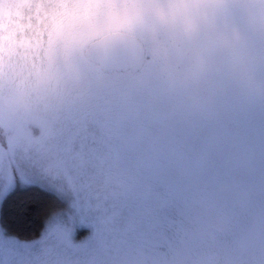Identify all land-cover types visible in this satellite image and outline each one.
<instances>
[{
  "label": "rangeland",
  "instance_id": "374dc122",
  "mask_svg": "<svg viewBox=\"0 0 264 264\" xmlns=\"http://www.w3.org/2000/svg\"><path fill=\"white\" fill-rule=\"evenodd\" d=\"M116 30L145 44L135 77L168 92L169 114L217 110L211 132L264 136V0H0V264H264V210L247 202L264 164L219 137L181 142L129 75L105 80L83 51ZM25 185L61 201L31 239L1 222Z\"/></svg>",
  "mask_w": 264,
  "mask_h": 264
},
{
  "label": "flooded vegetation",
  "instance_id": "af4514ba",
  "mask_svg": "<svg viewBox=\"0 0 264 264\" xmlns=\"http://www.w3.org/2000/svg\"><path fill=\"white\" fill-rule=\"evenodd\" d=\"M92 41H90V42H92ZM89 43L87 44V46L89 45ZM87 46L85 47V49L87 48ZM85 49L83 51V54H84L86 60L89 61V63H93L94 65L97 66V68L102 72L103 78H105V80H107L106 78L110 75V73L116 74V75H122V76L123 75H129V78L131 79V83L129 85L130 86H136L137 93L139 95L142 94V96H144L145 100H149L154 105V107H152V108L154 109V111H158L156 114H154L155 116L157 114L163 115L164 117H166V122L169 121V122H167L169 124L171 123L172 118L167 116V115L172 116L173 119H176L177 121L179 120L181 128L187 130V135H185V137H183L181 142H187V140H191L195 144H200V145L206 146V145H211V140L213 142H215V141L217 142L216 138L219 137L220 141H218V142L222 143V142L226 141V142H224L226 144L224 146V148L226 149V146H227V148H228L227 150L229 152L233 151V147L236 149V151H239L238 146H244L240 142L241 141L240 138H239L240 140H238L237 137L233 136V134H232L233 131H227V132L225 131L222 133L219 131L218 132L217 131L211 132V116L216 115L217 110H209L208 115L206 117L204 116V119H201V120L200 119L197 120L195 118H192V117H190V115H187V116L179 115L178 116V115L169 114L168 111H166L167 107L165 105H163V102H164V104H168V100L170 99L168 92L162 91L160 89L159 85L157 83H155V80L152 78L144 81L143 78H141V80H139V78L135 77V76H137V74L139 75V73L145 68L146 62L143 65V67L140 70H138L137 72H132L131 70L106 72L97 63H94L93 61L89 60L86 57ZM146 52H147V49H146ZM53 71H54V75L58 74L56 69H53ZM105 80H103V81H105ZM122 90L126 91L128 89L126 87H124ZM175 97H176V94L173 93L172 99L175 101H178V102H179V99H183V101H184L183 104L185 106H187L188 104H191L193 102L192 98L187 96V95H181L180 98H178V99ZM90 100L92 102L100 104V102L95 100L94 96H91ZM108 107L111 109V105ZM91 108H94V110H95L98 107H91ZM147 109H145L144 111H146ZM137 112H135V113H137ZM149 114L153 116L152 113H149ZM219 118H220V116L217 119H219ZM222 121H225V120H222ZM167 123H166V125H167ZM224 124L227 125V122H225ZM233 124L236 128L237 124H235V123H233ZM234 134H236V133L234 132ZM123 139L129 141V139L131 140V137H124ZM228 141L233 142V144H232L233 146L231 144H228ZM245 142H246V145L244 146L245 148L242 150V153L239 156L237 154L234 159H236V160L238 159L237 161L240 163H244V162H251L252 163L253 162L255 164H258L257 167H260L261 164H264V145H263L264 144V136L258 134L257 132H252V133H250V136H248V141H245ZM252 142L254 143V146H253ZM180 145L182 147H184L182 145V143H180ZM177 148L180 149L178 147V145H177ZM239 157H240V159H239ZM224 160H225L224 162H226V164H229L230 166H232V163H233L234 170L238 169V167L240 166V165L236 166L234 163L235 162L234 160L232 161V163H231V161H226L227 159H224ZM214 165H215V163H214ZM221 168L222 169L224 168V170L226 169L228 171L231 170V168L229 169V167L227 165L223 166V163H222ZM211 171L215 172V169L212 167V169L210 168V169L204 170V172L207 173L206 174L207 178H211V176H209ZM233 174L237 175V173L235 171L233 172ZM215 179H216V183H218L219 181L220 182L222 181L221 176H216ZM226 179H227V175H224L223 180L226 181ZM258 186H260V185H258ZM236 188L240 189L242 191L241 186L236 185ZM252 189L254 191L256 190V188H252ZM257 192H260L261 196H259L258 199L262 202L259 203V200L255 199V198H253V199L248 198L247 200H249V201H247V202L249 204H251L254 208L257 207L261 210H264V190H258ZM219 193L226 195V196L228 194L225 191H222ZM238 196L239 195H237V198H238ZM239 197L242 198L241 195ZM261 220L264 221V217Z\"/></svg>",
  "mask_w": 264,
  "mask_h": 264
},
{
  "label": "trees",
  "instance_id": "16d2710c",
  "mask_svg": "<svg viewBox=\"0 0 264 264\" xmlns=\"http://www.w3.org/2000/svg\"><path fill=\"white\" fill-rule=\"evenodd\" d=\"M259 176V181L264 179L260 173ZM259 196L260 192H256L252 199ZM60 207L59 198L49 191L36 185L18 186L3 201L1 222L10 234L31 239L40 234L46 219Z\"/></svg>",
  "mask_w": 264,
  "mask_h": 264
},
{
  "label": "water",
  "instance_id": "95a60500",
  "mask_svg": "<svg viewBox=\"0 0 264 264\" xmlns=\"http://www.w3.org/2000/svg\"><path fill=\"white\" fill-rule=\"evenodd\" d=\"M85 55L106 72H137L145 64L146 46L137 35L116 30L90 42Z\"/></svg>",
  "mask_w": 264,
  "mask_h": 264
}]
</instances>
